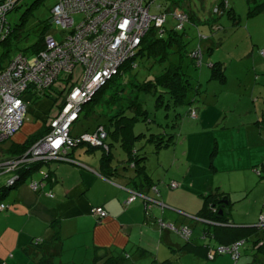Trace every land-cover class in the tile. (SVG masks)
I'll use <instances>...</instances> for the list:
<instances>
[{"label":"crops","instance_id":"obj_1","mask_svg":"<svg viewBox=\"0 0 264 264\" xmlns=\"http://www.w3.org/2000/svg\"><path fill=\"white\" fill-rule=\"evenodd\" d=\"M25 101L35 106L32 110L36 115L35 121L46 115L49 119L57 113L56 103L45 97L34 100L26 94ZM198 114L201 116L202 112ZM193 119L202 121L197 113ZM249 121L248 127L245 123L233 125L234 128L241 127L237 132H229L226 125H220L219 131L213 130L211 135L203 137V144L210 141L214 152L216 150L208 159L209 167L204 159L198 160L188 151L193 140L192 130L186 133L180 130L178 136L173 135L174 145L156 153L158 166L165 171L162 177L164 184L146 170L154 186L141 192L162 203L166 207L164 209L152 206L147 211L140 200L125 205L126 190L137 188L132 184L134 170L115 167L113 161L115 171L106 179L101 176V155L95 156V151L90 152L85 146L70 149L69 154L76 164L58 162L46 165L45 169L54 178L53 183L34 192L27 181L0 198L1 203L6 201V209L0 212V264H37L42 255L51 256L56 264H64L65 254H85L87 257L89 251L93 253L92 264H105L112 258L118 259L119 264H264V255L257 251L264 244V228H257L259 216L264 215V178L255 171L260 170L264 163V109L257 108ZM35 126L36 130L23 141L15 138L8 145H3L2 159L8 158L4 151L10 145L24 143L29 136L39 132L45 122ZM94 128L89 127L84 132H91ZM218 142L223 147L220 150ZM195 168L202 171L198 178ZM205 170L232 173L234 176L246 172L253 178L251 186H239L236 192L226 188L221 200L225 197L227 203H223L225 210L219 216L228 224L220 228L193 219L202 208L204 196L221 197L218 186L214 188L217 189L214 194L211 193L214 189L210 190L207 185L209 181H202L201 175ZM8 176L10 174L0 177V186L5 184ZM31 179L40 180V177L34 174ZM171 183L178 184V188L171 189ZM46 192L52 193L53 197H48ZM239 202H249L248 207L255 209L237 208ZM98 207L107 212V217L102 220L92 214V210ZM159 221L173 227L176 224L188 227L192 231L189 241L182 240L171 230L161 229ZM198 224L201 227L196 230L200 226ZM205 230H208L206 239L203 238ZM55 234L59 238L53 241ZM173 235L179 238L178 242ZM236 242H242L239 246L242 251H251L252 263L247 256L242 260V254L236 261L229 255H215L212 260L208 259L210 250ZM186 245L193 250H187ZM72 259V264H82V261L73 262Z\"/></svg>","mask_w":264,"mask_h":264},{"label":"rangeland","instance_id":"obj_2","mask_svg":"<svg viewBox=\"0 0 264 264\" xmlns=\"http://www.w3.org/2000/svg\"><path fill=\"white\" fill-rule=\"evenodd\" d=\"M37 1L23 0L16 10L7 14V24L11 28H19L16 34L17 38L11 39L12 43L8 51L9 56L16 50L29 51L28 49L38 42L42 33L45 37H52L56 42H62L68 35V31L51 22V9L57 0ZM183 1L180 2L181 7L177 6L174 9L187 12L191 16V21L185 23L184 30L182 31L183 28L179 30V34H183L185 52L189 54L199 50L202 53L199 67L192 64L188 56L181 61L183 71L191 86L186 96L187 104L167 113L163 110L156 111L154 109L155 98L153 95L141 92L139 94V102L148 112L149 121L151 122H139L134 128V133L136 135L164 133L178 136L180 130L184 133L192 130V144L189 147L188 145L185 147H188L190 155H195L198 160L204 159L205 165L209 167L208 159L211 157V153L213 154L214 148L210 145V141L206 145L203 144L205 136L211 135L213 130L219 131L220 125H226V129L229 132H237L241 127L234 128V126L238 125V123H245V127H248L247 123L255 115V110L257 108L259 110L264 109V10L249 16L248 8L253 5V0ZM35 2H37L35 7L30 9ZM158 3L163 6L164 10L166 6L169 7L170 5L169 0H159ZM170 11H164L167 17L165 24L167 31L175 28V22L172 18L173 11ZM73 18L75 23L81 20L80 15H75ZM44 27L45 29L42 30ZM176 51V46L172 47L169 50V55L163 60L153 57H137L134 61L135 67L131 68L127 74L139 85L152 80L163 73L170 65L179 64V54ZM3 52L4 49L0 46V55ZM216 62L222 63L225 68L226 79L224 83L209 80V66ZM80 74L81 68H76L74 71L75 79H78ZM62 99L63 101L65 100V95H63ZM165 100L168 101V98ZM192 100L193 102H191ZM85 105L81 107V110H83ZM32 110H35V106L28 104L22 126L9 140L0 143V147L8 145L15 138H18L19 142L23 141L27 135L36 130L37 127L35 125H40L41 121L45 122V126L49 128L48 120L50 117L47 119L46 115L35 121L36 115H34ZM188 110H194L198 118H202V121L198 119L192 120L188 115ZM199 111L202 112L201 116L198 114ZM175 114L180 116L177 129L170 127ZM98 121L104 122L97 113L88 118H84L82 115L79 121L71 128V135L79 136L85 133L84 131L88 130L89 127L94 128V122ZM138 147L141 149V154L147 157L146 170L152 174L155 180L163 183L162 177L165 176V171L158 166V154L154 153L153 145L147 144L145 139H143L138 143ZM220 148L223 147L219 143V150ZM219 150H217L218 153ZM111 153L114 156V166H123L122 162L125 161V155L120 148L117 145L111 147ZM94 154L99 157L101 154L100 149L95 150ZM192 158L195 159L194 157ZM201 172L198 168H195V176L197 178L200 177ZM213 172L205 170L201 175L202 181H209L207 185L210 190L218 186V192L221 195L224 194L226 188L236 192L239 186H251L253 184V178L246 172L237 173L236 176L232 173L228 175L222 171ZM171 184L169 185L171 189H176L179 186L175 183V187H171ZM215 190L217 189H214L211 193H214ZM5 202L2 203L4 204ZM250 204L249 202H239L236 207L253 211L255 207H248ZM209 224L216 226V223L212 221H209ZM179 227L181 225H175V228L178 229ZM200 227L201 225L197 226L196 230H199ZM175 234L180 237L177 233ZM177 236H172L174 240L176 238V242L179 239ZM239 254H242V257H240L242 260L244 256H247L250 258L249 262L252 263L249 249L245 252L240 248ZM84 255L72 256L65 254L63 263L72 264L70 259L73 258V262L82 261V264H92L93 253L89 251L87 257Z\"/></svg>","mask_w":264,"mask_h":264},{"label":"built area","instance_id":"obj_3","mask_svg":"<svg viewBox=\"0 0 264 264\" xmlns=\"http://www.w3.org/2000/svg\"><path fill=\"white\" fill-rule=\"evenodd\" d=\"M22 1H0V41L9 32L6 28V15ZM158 1L57 0L51 9V22L68 31L64 40L56 42L50 36L44 37V49L41 52L35 55L15 54L7 67L0 71V143L9 140L22 126L29 104L25 101L26 94H33L32 98L36 95L42 97L53 87L63 93L62 97L65 95L64 101L59 99L55 104L59 109L57 113L48 120L50 131L20 159L0 164L3 173L11 174L5 183L6 187L13 186L19 180L15 171L23 166L40 161L72 163L67 158L70 149L82 144L94 148L104 146L106 135L102 127H98L92 134L83 133L79 136H72L71 128L79 119L81 107L89 103L96 91L118 73L121 64L135 55L141 39L150 28L163 34L167 17ZM75 15L81 16L78 23L74 21ZM172 18L174 29L178 31L188 21V16L178 9L172 12ZM190 56L200 60L201 52L194 51ZM76 68H81L78 79L74 77ZM37 174L40 180L28 181L34 192L44 189L42 181L47 178L42 170ZM171 187H175V183ZM153 190L157 192L155 188ZM126 191L128 197L125 205L140 200L147 211L152 206L166 208L141 193ZM46 195L53 197L50 192H46ZM5 209V205L0 203V212ZM92 214L99 220L107 217V212L101 207L94 208ZM159 226L177 233L184 240H188L191 235L187 227L176 229L162 221H159ZM258 226H264L263 215L259 217ZM241 244L220 245L210 250L208 259L212 260L215 255H229L236 261Z\"/></svg>","mask_w":264,"mask_h":264},{"label":"trees","instance_id":"obj_4","mask_svg":"<svg viewBox=\"0 0 264 264\" xmlns=\"http://www.w3.org/2000/svg\"><path fill=\"white\" fill-rule=\"evenodd\" d=\"M39 1V0H38ZM37 1V2H38ZM183 0H169V7L166 6L165 11H174V7H181L180 2ZM186 1V0H184ZM183 1V2H184ZM35 2L30 9L35 7L37 4ZM20 4L13 9L16 10ZM29 9V10H30ZM174 9V10H173ZM264 10V0H253V5L248 8V15H254L258 12ZM170 11V12H171ZM184 12V11H182ZM10 13V12H9ZM186 13L188 16V23L191 21V16L189 13ZM7 16V15H6ZM185 27V26H184ZM184 27L182 31L184 30ZM6 28H8L7 37L0 41V46L3 47L4 52L0 55V71L5 69L7 65L10 63L11 59L15 54H23V55H35L41 52L44 49V37L43 33L40 36L38 42L31 46L27 50H16L11 56L8 55L9 47L12 43V38H17L16 34L19 31V28H11L6 21ZM42 28V30H44ZM181 31V32H182ZM180 31H176L175 29L167 31L164 27L163 34L159 33V30L155 28H150L146 36L141 40L138 50L135 55L126 61L119 69L118 73L111 77L109 81H107L103 86H101L96 93L94 94L92 100L85 105V109L81 111L79 119L83 115L84 118H88L91 115H97L100 119H103L104 122L98 121L95 123V128L91 132H85L88 134H92L98 127H102L105 132V139L103 141L102 147L94 148L89 147L85 144L78 145L77 147H88V151L94 152L96 149H100V167H101V176L108 179L110 175L115 171L112 167V163L114 161V156L111 153V147L117 145L122 153L125 155V161L122 162L124 166L129 167L134 170L135 178L132 180V184L137 186V188H131L130 191H135L137 193H141L145 189L151 190L154 186V183L150 177V175L146 172V156L141 154L140 147H138V143L145 139L147 144L153 145L154 153H158L162 149H166L172 147L174 145V136L171 134H138L134 133V128L139 122L149 123V115L148 112L143 108L142 104L139 102V94L141 92L152 94L155 98L154 109L156 111L163 110L164 112H169L170 110H177L179 107L187 104L186 96L188 91L191 89L190 82L187 79L186 74L183 71L181 61L183 58H190L191 63L196 67L201 65L200 60L192 59L190 54L185 52V44L183 40V34H179ZM176 46L177 53L179 54V64L178 65H170L163 73L159 76L155 77L152 80H149L141 85L136 84L135 80L129 77L127 74L131 68H134V61L137 57H146V58H156L163 60L169 55V50ZM202 57V53H201ZM210 68V81H217L219 83H224L226 76L224 73V68L221 63L216 62L209 66ZM28 93V92H27ZM32 95L31 93H28ZM35 96V95H34ZM41 96L36 95L33 99H38ZM42 97H45L51 100L52 103H57L59 99H62V93L59 90L51 87L47 90ZM168 98V101L165 100ZM193 102V100L191 101ZM193 113V116H192ZM189 117L195 118L196 112L194 110H188ZM78 119V121H79ZM77 121V122H78ZM180 116L175 114L173 117V121L170 125L171 128L179 127ZM50 129L46 126H43L41 130L31 136H29L24 143L22 144H12L8 148L7 151H4L8 158L2 159L0 155V164L14 161L20 159L38 140L43 138ZM76 147V148H77ZM106 147V149H104ZM2 148L0 147V153L2 152ZM67 158L72 161V163L76 164V162L71 158V155L67 154ZM56 162L57 161H52ZM52 162H35L29 166H23L21 169L15 171V174H18L19 180L11 187H6L5 184L0 186V198H3L7 191L16 188L17 186L27 183L31 179V177L36 174L38 175V171L42 170L45 172L47 178L44 179V185L54 182V178L51 176V172L46 170V165ZM61 163V162H59ZM65 163V162H64ZM69 163V162H68ZM126 165V166H125ZM0 177L3 175H7L0 170ZM260 178H264V163L260 165V170H255ZM11 176V174H10ZM8 176V178L10 177ZM40 177V176H39ZM7 178V179H8ZM6 179V181H7ZM46 182V184H45ZM143 190V191H142ZM40 191V190H39ZM142 194V193H141ZM220 195V194H219ZM218 197V198H217ZM222 195L214 196L212 194L206 195L202 198L203 204L201 210L195 215L193 218L195 221H199L202 224L210 225L207 222L212 221L216 223V228H220L222 226H226L228 223L219 216V211L223 212L225 207L223 202L226 201L224 197L223 200ZM1 203V202H0ZM261 216V215H260ZM259 216V217H260ZM264 216V215H263ZM259 223V218H258ZM258 230L263 229L264 226H258ZM56 226L53 225L52 227ZM188 228V227H187ZM189 229V228H188ZM190 230V229H189ZM191 231V230H190ZM208 230L203 232V238L208 237ZM192 233V231H191ZM57 234V233H56ZM53 238V241L58 240L56 237ZM191 235L189 236V238ZM185 240V241H189ZM184 240V239H183ZM232 245V244H231ZM188 245H186L187 247ZM208 246H206L207 248ZM211 249V247H209ZM187 250L192 251V247H187ZM209 251V250H208ZM259 253L264 255V244L257 248ZM210 253V252H209ZM118 259H108L105 264H119ZM37 264H56L52 260L51 256L42 255Z\"/></svg>","mask_w":264,"mask_h":264},{"label":"water","instance_id":"obj_5","mask_svg":"<svg viewBox=\"0 0 264 264\" xmlns=\"http://www.w3.org/2000/svg\"><path fill=\"white\" fill-rule=\"evenodd\" d=\"M0 1H2V0H0ZM224 204H226L227 202L225 201V202H223ZM219 214H222V212L221 211H219Z\"/></svg>","mask_w":264,"mask_h":264}]
</instances>
